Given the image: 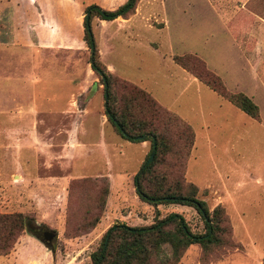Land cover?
<instances>
[{
  "label": "rangeland",
  "instance_id": "1",
  "mask_svg": "<svg viewBox=\"0 0 264 264\" xmlns=\"http://www.w3.org/2000/svg\"><path fill=\"white\" fill-rule=\"evenodd\" d=\"M126 1L0 0V212L32 215L46 227L38 230L41 237L56 233L53 249L28 231L23 234L19 246L31 237L27 243L38 252L25 253L20 264H37L40 257L41 264H49L48 252L54 264H92L109 227L150 225L170 212L181 213L194 231L204 230L193 207H155L138 197L137 159L144 154L145 161L149 141L143 153L132 144L119 149L125 153L122 164L113 160L121 155L115 149L121 139L106 120L104 84L91 67L83 22L90 4L115 9ZM137 9L130 19H92L100 59L121 81L151 92L192 125L196 141L188 164L181 149L180 155L167 154L157 169L194 182L198 197L210 209L221 204L229 218L228 244L212 247L205 262L201 245L192 244L179 264H259L264 257V89L248 65L254 47L264 54V0H139ZM185 54L202 59L231 91L256 87L262 118L249 117L192 77L173 59ZM256 63L264 69L263 57ZM84 109L88 115L82 118ZM73 112L85 120V146L62 156ZM109 160L112 166H106ZM107 181L99 223L74 237L92 217ZM0 264L13 263L0 257Z\"/></svg>",
  "mask_w": 264,
  "mask_h": 264
},
{
  "label": "trees",
  "instance_id": "2",
  "mask_svg": "<svg viewBox=\"0 0 264 264\" xmlns=\"http://www.w3.org/2000/svg\"><path fill=\"white\" fill-rule=\"evenodd\" d=\"M138 2L127 0L115 9H106L96 3L86 7L84 39L91 51V67L104 84L105 115L116 132L131 142H150L149 154L134 179L138 197L155 207L162 204L193 207L203 220L204 230L198 232L191 229L179 212H170L162 218L156 216L152 224L145 226L114 224L105 232L100 246L92 254V264H179L185 250L195 243L201 245L205 262L212 247L228 244L230 229L225 208L218 204L210 209L207 201L198 197L196 184L185 182L183 177L171 178L166 171L157 169V165L166 160L167 154L180 155L181 149L185 151L183 158L186 166L196 141L195 131L188 121L160 104L151 92L131 81H121L110 72L100 59L92 29L94 17L106 21L130 18L136 13ZM173 59L218 95L253 119L260 120L258 104L242 91L229 90L221 76L210 70L202 59L194 54L175 55ZM153 152V160L147 163ZM86 180L90 179H81ZM109 190L107 181L99 191L96 208L90 212L92 217L85 218V228H79L74 237L99 223ZM43 227L46 228L30 214L0 212V255H9L27 231L40 239ZM38 230L41 232L38 233ZM47 247L53 249L52 245Z\"/></svg>",
  "mask_w": 264,
  "mask_h": 264
},
{
  "label": "crops",
  "instance_id": "3",
  "mask_svg": "<svg viewBox=\"0 0 264 264\" xmlns=\"http://www.w3.org/2000/svg\"><path fill=\"white\" fill-rule=\"evenodd\" d=\"M138 10V9H137ZM138 13V11L134 14V16L136 15ZM253 13L257 16V17H261V15L258 13V12H256V11H253ZM131 18V17H130ZM130 18H128V19H130ZM117 19H123V20H125L124 18H122V17H119V18H117ZM104 21H106V20H104ZM229 25V24H228ZM251 53V58L249 59V61H250V64L248 65L249 66V73H250V75L252 76V78H253V80H255V82L259 85V87H262L263 89H264V69H261V66L259 65V64H257L256 63V61L257 60H259L260 61V59L263 57L264 58V54L261 52V51H259V50H257V47H254V49L250 52ZM263 55V56H262ZM107 66H108V68H109V70L111 71V72H115V69H114V67L111 65V64H107ZM263 67V66H262ZM183 68V67H182ZM184 69V68H183ZM186 70V69H185ZM187 71V70H186ZM188 72V71H187ZM189 73V72H188ZM192 77H194V78H196L194 75H192L191 73H189ZM196 79H198V78H196ZM255 83V84H256ZM252 89L251 90H245V92L247 93V95L248 96H250L253 100L257 97V95L255 94L256 93V91H255V89H256V87H251ZM255 88V89H254ZM244 92V93H245ZM1 93H3L2 92V90H0V94ZM152 94V93H151ZM154 96V95H153ZM158 100V99H157ZM255 101V100H254ZM159 102V101H158ZM160 103V102H159ZM161 104V103H160ZM232 104V103H231ZM163 105V104H162ZM235 106V105H234ZM88 109H84L83 111H82V118L84 117H86L87 115H88V113H86V111H87ZM72 120H71V125H73V127L71 128V129H69L68 130V135H66V137H65V139L63 140V142H62V147H61V155L62 156H65V155H72L73 153H75L77 150H79L81 147H84L85 146V143L82 141V138H81V136H84V135H86L87 134V129H85L84 128V124H85V120H79L80 119V116H79V114H78V112L76 113V112H73L72 114ZM107 117V116H106ZM250 117V116H249ZM252 118V117H251ZM262 118V117H261ZM106 120H108L107 118H106ZM263 120V119H262ZM262 120H261V122H262ZM108 122V121H107ZM113 132H114V134L115 135H117L118 136V138H119V134H117L116 132H115V130H114V127H113ZM70 136H71V141H70ZM120 141H118L117 143H116V148L115 149H117L118 151H119V153L121 154L120 156H117L116 155V157L115 158H113V160H115L117 163H120V164H122L123 162H124V156H125V153L123 152V151H120L119 149L121 148H123L124 146H130V145H132V144H138L139 146H140V148L142 149V153H143V150H145V148L147 147V141H144V142H131V141H129V140H126V139H124V138H122L121 136H120ZM104 141V140H103ZM70 142H71V145L73 146V147H69V145H70ZM103 145L105 146L106 145V142H103ZM101 147H102V145H100ZM194 147H195V144H194ZM107 150H108V148H107ZM193 150H194V148H193ZM193 150H192V152H193ZM191 155H192V153H191ZM143 156H144V154H142V156L139 158V159H137V163H138V165L140 166V169H141V165H142V163H143ZM192 157V156H191ZM190 160V159H189ZM113 162L114 161H112V160H109V163H107L106 164V166H108V164L110 165V166H112L111 164H113ZM189 162V161H188ZM106 171H109V173H110V171H112L111 169L110 170H108V168H107V170ZM108 173V172H107ZM109 176V175H108ZM110 177V176H109ZM110 181H111V177H110ZM192 182V181H191ZM194 183V182H193ZM23 238V237H22ZM28 238V240H30V241H33V239L30 237H27ZM26 238V239H27ZM27 240V241H28ZM27 241H25V243H23V245L21 244L20 246H19V243L20 242H18L17 244H16V246H15V248H14V250L9 254V255H6V256H2V255H0V257H4V258H6V260H8V261H10V262H12L13 264H20V263H22V260H21V258H22V256L26 253H35V254H37V249L34 247V246H31L30 245V247H29V245H28V243H27ZM25 245V246H24ZM41 250H44V249H41ZM47 255H48V257H44L45 258V260L47 259L48 260V263L49 264H54V261H53V258L51 257L52 256V254L50 253V252H48L47 253ZM50 256V257H49ZM260 256H261V253H260ZM42 260H43V258L42 257H40V258H37V260H36V263L37 264H41L42 263ZM260 263L259 264H264L263 263V257L261 258V261H259Z\"/></svg>",
  "mask_w": 264,
  "mask_h": 264
},
{
  "label": "water",
  "instance_id": "4",
  "mask_svg": "<svg viewBox=\"0 0 264 264\" xmlns=\"http://www.w3.org/2000/svg\"><path fill=\"white\" fill-rule=\"evenodd\" d=\"M140 138L142 139L143 136H141ZM154 155H155V153L153 152V153L150 155V157H149L147 163H149V162H151V161L153 160ZM49 231H50V230H49ZM49 231H47V232L45 233V235H44L43 237L40 238L41 241H42L46 246L52 245L53 239H54V237L56 236V233H55V232H53V231H50V232H49Z\"/></svg>",
  "mask_w": 264,
  "mask_h": 264
}]
</instances>
